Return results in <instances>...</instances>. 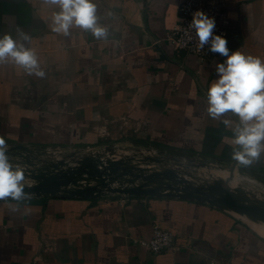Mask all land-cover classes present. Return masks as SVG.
Segmentation results:
<instances>
[{"label":"crops","instance_id":"obj_1","mask_svg":"<svg viewBox=\"0 0 264 264\" xmlns=\"http://www.w3.org/2000/svg\"><path fill=\"white\" fill-rule=\"evenodd\" d=\"M183 1L92 0L106 29L97 38L75 25L67 35L53 31L58 5L0 0V38L34 51L38 63L29 72L10 57L0 61V137L33 156L60 148L57 155L101 153L153 169L162 160L189 172L205 162L264 174V151L250 164L233 159L238 115L208 113V89L227 57L202 63L167 39ZM227 6L229 55L264 63V0ZM222 167L217 180L250 182ZM156 227L174 235L176 249L152 254L136 243ZM0 264H264V223L177 198H3Z\"/></svg>","mask_w":264,"mask_h":264},{"label":"water","instance_id":"obj_2","mask_svg":"<svg viewBox=\"0 0 264 264\" xmlns=\"http://www.w3.org/2000/svg\"><path fill=\"white\" fill-rule=\"evenodd\" d=\"M6 144L9 162L13 169L19 166L23 170V181L26 182L19 198L9 196L6 199L60 196L88 200L108 194L177 198L226 209L264 223V200L258 199L243 186L221 180L215 179L208 185L199 183L194 174L183 166L174 168L160 160L158 167L153 169L142 165L149 163L114 160L101 153L65 156L39 152L33 156L32 150L24 145ZM193 165L199 169L209 166L205 162ZM237 165L234 164L231 170L253 177L249 172H242ZM255 175L264 178V174Z\"/></svg>","mask_w":264,"mask_h":264},{"label":"clouds","instance_id":"obj_3","mask_svg":"<svg viewBox=\"0 0 264 264\" xmlns=\"http://www.w3.org/2000/svg\"><path fill=\"white\" fill-rule=\"evenodd\" d=\"M58 5L60 11L52 17L53 31L68 34L73 25L91 30L97 38L103 37L106 29L98 26L96 6L92 0H45ZM191 27L195 29L200 47L210 42V51L219 53L227 59L216 66L218 79L208 89V113L213 118L231 111L238 115L240 124L234 129L233 143L240 146L234 150L233 159L250 164L249 158H257L264 151V63L258 57L233 51L229 55L227 38L214 35V18H209L203 11L193 14ZM24 36V39H27ZM10 57L29 72L38 68L34 51L25 49L9 35L0 38V61ZM37 75H43L37 71ZM227 123V122H225ZM8 145L0 137V199L19 198L23 191L24 172L9 162L6 155Z\"/></svg>","mask_w":264,"mask_h":264},{"label":"built area","instance_id":"obj_4","mask_svg":"<svg viewBox=\"0 0 264 264\" xmlns=\"http://www.w3.org/2000/svg\"><path fill=\"white\" fill-rule=\"evenodd\" d=\"M198 10L203 11L209 18H214V35L225 36L231 27L227 0H184L180 6L182 20L172 28L167 39L176 52H187L200 62L206 63L219 59L222 55L210 51V42L203 48L200 47L196 31L191 27L193 14ZM52 152L60 154L63 150L56 148ZM136 243L152 254H162L176 249L174 235L160 227L154 228L151 239L136 241Z\"/></svg>","mask_w":264,"mask_h":264},{"label":"rangeland","instance_id":"obj_5","mask_svg":"<svg viewBox=\"0 0 264 264\" xmlns=\"http://www.w3.org/2000/svg\"><path fill=\"white\" fill-rule=\"evenodd\" d=\"M208 167L205 168H197L195 171H191L194 174V179L197 182H201L203 184H211L214 182V180L216 179L213 176V171L215 167H219V166H223L224 168L230 170L232 169L233 165L231 164H208ZM241 168H246L244 167V165H240ZM252 171L256 172V173H263V171L260 170H254L252 169ZM248 179L250 180L247 181L246 179L243 180V178H237L235 179V183H237L239 186H243L246 190L252 192L254 194V196H256L258 199L260 200H264V178H256V177H249L247 176ZM22 184L26 183L25 181L21 182Z\"/></svg>","mask_w":264,"mask_h":264},{"label":"trees","instance_id":"obj_6","mask_svg":"<svg viewBox=\"0 0 264 264\" xmlns=\"http://www.w3.org/2000/svg\"><path fill=\"white\" fill-rule=\"evenodd\" d=\"M242 172H244V173H251L252 175H253V177H257V176H255V173L253 172V171H251L250 169H248V168H239ZM259 178V177H258Z\"/></svg>","mask_w":264,"mask_h":264}]
</instances>
